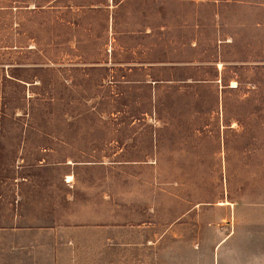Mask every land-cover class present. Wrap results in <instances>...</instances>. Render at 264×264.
Here are the masks:
<instances>
[{
	"label": "rangeland",
	"instance_id": "rangeland-1",
	"mask_svg": "<svg viewBox=\"0 0 264 264\" xmlns=\"http://www.w3.org/2000/svg\"><path fill=\"white\" fill-rule=\"evenodd\" d=\"M118 1L0 0V264H264V21Z\"/></svg>",
	"mask_w": 264,
	"mask_h": 264
},
{
	"label": "crops",
	"instance_id": "crops-1",
	"mask_svg": "<svg viewBox=\"0 0 264 264\" xmlns=\"http://www.w3.org/2000/svg\"><path fill=\"white\" fill-rule=\"evenodd\" d=\"M125 0H119L115 5H121ZM157 1L165 4V9L170 5L184 6V5H201L209 4L212 9H215L212 19L213 21H222L220 10L232 7L235 11L247 9L251 11L250 20L263 22L264 21V0H145ZM240 12V11H239ZM237 12V14L239 13Z\"/></svg>",
	"mask_w": 264,
	"mask_h": 264
},
{
	"label": "bare ground",
	"instance_id": "bare-ground-1",
	"mask_svg": "<svg viewBox=\"0 0 264 264\" xmlns=\"http://www.w3.org/2000/svg\"><path fill=\"white\" fill-rule=\"evenodd\" d=\"M69 178H71V177H69ZM224 204V203H223Z\"/></svg>",
	"mask_w": 264,
	"mask_h": 264
}]
</instances>
